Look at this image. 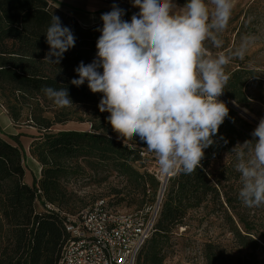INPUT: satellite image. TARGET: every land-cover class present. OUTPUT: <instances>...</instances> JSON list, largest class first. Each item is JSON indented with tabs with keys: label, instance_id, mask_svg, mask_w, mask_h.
Segmentation results:
<instances>
[{
	"label": "trees",
	"instance_id": "obj_1",
	"mask_svg": "<svg viewBox=\"0 0 264 264\" xmlns=\"http://www.w3.org/2000/svg\"><path fill=\"white\" fill-rule=\"evenodd\" d=\"M58 1L0 0V106L14 122L25 119L38 130L29 151L41 165L40 177L34 176L28 184L21 135H11V142L0 132V264H59L69 237L64 220L72 215L70 203L75 197L69 183L86 168L98 171L110 167L126 178L125 189L140 188L144 197L148 186L159 185L144 166V171L135 166L144 163L147 154L143 141L139 137L117 139L106 119L109 113L99 111L102 94L92 93L87 82L80 87L70 83L78 78L74 69L79 63H91L96 57V42L101 35L97 29L103 22L84 26L60 9ZM52 14L60 17L62 25L76 37L75 46L64 53L59 65L43 60L49 51L44 33ZM251 74L253 71L245 69L228 73L223 93L229 115L214 137L216 143L205 149L202 167L190 175L176 174L170 180L155 230L142 247L137 264H164L174 229L187 225L189 214L200 208L210 209L207 215L215 208H224L225 224L233 235V240L226 243L210 237L203 244L206 264H264L259 254L264 251L260 222L255 216L245 217L235 211L225 189L235 157L220 168V173L212 169L224 155L232 154L230 150L238 142L253 139L251 133L258 124L238 109H248L257 100L247 93L254 78ZM47 86L67 87L74 105L56 106L42 91ZM72 121L89 123L90 129H55ZM119 193L122 190L115 192ZM106 200L114 210L121 211L112 199ZM146 203L144 200L140 204Z\"/></svg>",
	"mask_w": 264,
	"mask_h": 264
},
{
	"label": "clouds",
	"instance_id": "obj_2",
	"mask_svg": "<svg viewBox=\"0 0 264 264\" xmlns=\"http://www.w3.org/2000/svg\"><path fill=\"white\" fill-rule=\"evenodd\" d=\"M133 7L139 12L130 21L116 4L101 15L96 57L81 61L70 83L87 82L92 93L102 94L98 108L109 113L117 139L139 137L160 174L190 175L202 167L205 149L216 143L229 115L218 99L230 78L225 66L244 59L251 38L228 53L213 55L206 46L222 48L218 33L227 28L235 0H186L182 6L176 0H133ZM44 34L49 51L43 60L59 65L76 37L54 14ZM42 91L60 108L74 105L67 87ZM251 136L230 150L240 174L239 199L249 208L264 206V117Z\"/></svg>",
	"mask_w": 264,
	"mask_h": 264
},
{
	"label": "rangeland",
	"instance_id": "obj_3",
	"mask_svg": "<svg viewBox=\"0 0 264 264\" xmlns=\"http://www.w3.org/2000/svg\"><path fill=\"white\" fill-rule=\"evenodd\" d=\"M116 1L139 11V8L133 7V0ZM107 2L111 4V6H108L110 7V11L113 4L125 10L124 20H130L132 15L136 14L115 2L108 0ZM176 3L181 6L183 5L177 0ZM103 13H106V11H102L101 15ZM218 37L223 40V46L220 49L212 48L206 42V46L209 47L213 55L219 51L228 53L229 50L237 48L243 38H251L244 59H232L225 66V72L228 74L237 69L253 71L251 75H254V78L249 81L247 93L257 100L251 102L250 108L244 109L249 115L259 121L260 118L264 117V0H235V7L232 11L228 26L223 32L218 33ZM223 101L225 102V100ZM6 113L5 109L0 106V132L6 140L11 142H13L10 139L11 135H21L20 140L24 153L23 165L26 170L25 181L32 184L33 175L38 174L39 165L37 160L31 156L29 147L33 141V136L38 135V130L29 125L25 119L14 122L9 117L10 121L7 118L9 115L7 114L6 116ZM55 129L89 130L90 124L72 121L67 125H58ZM233 157V153L224 155L214 163L212 169L220 173V168L230 163ZM144 158V163L141 162L135 165L140 171H144L142 166L149 173L159 168L154 153L149 149ZM234 163L231 162L230 164L232 166L230 168L232 174H230L229 181L224 182V185H226L225 189L228 191L230 198L233 200V204L236 206L235 211H238L245 217L255 216L260 222L261 231L264 233V206L249 208L243 205L239 199V190L241 188L240 174L236 172ZM126 183V178L112 171L110 167H100L98 171H91L86 168L84 174L73 177L70 180L69 188L74 192L75 197H72L69 213L75 215L79 211L94 204L100 198L112 199L118 204L121 211L128 213L154 206L159 185L156 188L148 186L145 193L146 197H144V193L140 188L125 189ZM117 190H122V193L115 194ZM144 200L147 203L141 206L140 203ZM223 200L224 198L222 197ZM208 211L200 208L197 211L191 212L188 216L190 218L186 222L187 225L178 226L174 229L173 238L171 239L172 246L167 250V257L164 264H206L202 255V248L203 244L210 237L224 243L233 240V235L225 224L224 208H215L214 212L207 215ZM259 254L264 259V251H260Z\"/></svg>",
	"mask_w": 264,
	"mask_h": 264
},
{
	"label": "built area",
	"instance_id": "obj_4",
	"mask_svg": "<svg viewBox=\"0 0 264 264\" xmlns=\"http://www.w3.org/2000/svg\"><path fill=\"white\" fill-rule=\"evenodd\" d=\"M218 99L225 100L224 93ZM151 174L159 183L153 207L128 213L114 210L106 198H100L77 214L66 215L64 227L69 237L59 264H137L142 247L155 230L169 182L175 176L162 175L159 168Z\"/></svg>",
	"mask_w": 264,
	"mask_h": 264
},
{
	"label": "crops",
	"instance_id": "obj_5",
	"mask_svg": "<svg viewBox=\"0 0 264 264\" xmlns=\"http://www.w3.org/2000/svg\"><path fill=\"white\" fill-rule=\"evenodd\" d=\"M57 5L60 9L75 17L78 22L84 26H91L103 22L100 19L101 12L110 11V7L108 6H111L107 0H59ZM5 115L7 116V113ZM7 118L10 120L9 116H7ZM38 165V174L33 175L37 178L40 177L41 173V165L39 162ZM26 182L31 184L28 181Z\"/></svg>",
	"mask_w": 264,
	"mask_h": 264
},
{
	"label": "water",
	"instance_id": "obj_6",
	"mask_svg": "<svg viewBox=\"0 0 264 264\" xmlns=\"http://www.w3.org/2000/svg\"><path fill=\"white\" fill-rule=\"evenodd\" d=\"M110 1L115 2V3H117V4L121 5V6H123V7L127 8V9L133 11L134 13H138V12H139V11H137V10L131 8L130 6H128V5L124 4V3L118 2V1H116V0H110ZM232 104L235 105V103H232ZM238 109H239V111H240L241 114L245 115L246 117H250V118H251L252 120H254L257 124L259 123V121H257V120H256L255 118H253L251 115H249V114L245 111V109H243V108H238Z\"/></svg>",
	"mask_w": 264,
	"mask_h": 264
}]
</instances>
